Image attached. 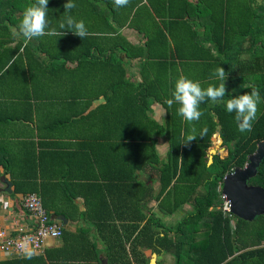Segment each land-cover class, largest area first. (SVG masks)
<instances>
[{
  "label": "crops",
  "instance_id": "crops-1",
  "mask_svg": "<svg viewBox=\"0 0 264 264\" xmlns=\"http://www.w3.org/2000/svg\"><path fill=\"white\" fill-rule=\"evenodd\" d=\"M66 2L49 0L50 27L63 19L59 8ZM74 2L71 14L85 22L88 40L70 31L27 40L18 25L30 0H0V230L14 235L34 227L19 204L32 193L43 198V208L63 232L41 252H0V261L46 251L51 264L121 263L111 247L120 240L130 261L137 232L151 236L156 225L175 228L190 211L184 203L161 213L155 201L160 188L155 168L168 160L167 135L186 137L190 129L177 115L178 105L165 103L176 78L183 74L205 88L218 85L213 73L220 66L229 74L225 101L256 84L249 67L253 71L259 62L249 58L260 43L251 47L249 39L264 31V0H129L121 8L113 0ZM90 36L97 46H90ZM120 42L128 46H112ZM107 99L113 102L104 112ZM200 110L195 127L206 133L192 143L201 145L209 136L208 166L212 158L231 154L250 132L223 129V103L206 99ZM101 117L113 121L111 130ZM229 133L233 137L224 142ZM138 136L146 139L138 143ZM144 242L135 250L148 264L152 255L155 264L173 263L172 255L157 256L147 247V234Z\"/></svg>",
  "mask_w": 264,
  "mask_h": 264
},
{
  "label": "trees",
  "instance_id": "trees-1",
  "mask_svg": "<svg viewBox=\"0 0 264 264\" xmlns=\"http://www.w3.org/2000/svg\"><path fill=\"white\" fill-rule=\"evenodd\" d=\"M30 2L34 3V0H30ZM59 9L64 10L63 4ZM260 9L263 10V14L264 6ZM253 14L257 15L256 12ZM119 25L121 26L122 23ZM108 27V30L112 31L111 26L108 25ZM95 30V24L91 23V31ZM252 35L249 39L251 47L256 45L258 41L260 44L256 50L252 48L255 52H252L249 61L259 62V65H256L253 71L252 64L249 68L251 79H255V86L259 90L261 103L259 115L253 122L250 136L244 140L239 138L234 144L231 154L225 160L218 161L215 157L207 166L205 151L209 147V142H206L209 136L202 140L201 145H194L190 142L185 146L183 143L186 137L171 131V134L167 135L169 142L167 162L157 166L154 152L155 164L157 163L155 170L160 184L155 201L157 202V209L161 213H171L184 203L189 204L190 211L175 228L170 229L156 225L151 236L149 231L137 232L128 250L131 257L130 261L121 243L123 241L115 242V245L111 246L113 247V255L122 262L111 261L110 264H148L147 258L135 250L137 246L145 244L146 234L147 247L153 250L157 256L160 254L172 255V264H264V246L261 245L264 241V216L254 220L257 222L253 225L247 221L235 219L233 227H231L230 219L218 208L221 203L219 187L224 174L234 166L241 167L243 165L246 156L254 150L253 141L264 140V31L252 32ZM85 40L88 39L85 38ZM89 40L90 46L98 45L96 37L90 36ZM112 46L125 48L128 44L120 42L112 44ZM126 93L123 92L121 96ZM112 102L111 99H107L105 105H102V108H106L103 109L104 112L111 108L109 106H112L110 105ZM108 113L112 118V109ZM100 120L108 129H112V120L106 117H101ZM219 121L223 129L226 130L236 126L233 113L227 112L225 118L222 120L220 118ZM153 127L154 131L157 130L156 125ZM231 137H233L232 133L225 134L223 141H229ZM145 139V136H138L136 141L139 143ZM263 178L264 158L254 178L257 187L264 188ZM163 192H165L163 198H159ZM41 201L46 209L42 197ZM166 203L169 204L168 208H166ZM154 221L155 223L159 222L157 217ZM158 227L160 230H157ZM62 234L63 232L61 236ZM124 240L128 241V238ZM49 258V253L45 251L31 259L27 257L16 258L0 261V264H51ZM156 264L164 263L156 262Z\"/></svg>",
  "mask_w": 264,
  "mask_h": 264
},
{
  "label": "clouds",
  "instance_id": "clouds-1",
  "mask_svg": "<svg viewBox=\"0 0 264 264\" xmlns=\"http://www.w3.org/2000/svg\"><path fill=\"white\" fill-rule=\"evenodd\" d=\"M48 2L49 0H34V3L25 7L18 25V31L25 39H38L45 36L58 38L67 35L69 31L81 38V40L88 35L85 22L82 19L77 20L71 14L72 10L77 7L74 0H67L64 3V17L59 21L57 27L49 26ZM113 3L115 7L121 8L126 7L129 0H113ZM213 75L220 83L218 85H209L206 88L201 86L199 80H193L183 74L179 75L174 82L171 98L165 100L169 108L174 104L178 105L177 115L182 117L190 126L183 143L185 146L195 141L198 137L202 138L206 133V129H201L198 133L194 123L199 121L203 115L200 105L206 99L213 104L223 103L226 112L234 114L237 130L241 133L251 132L253 122L257 119L258 105L261 103L258 88L252 85L249 88L250 92L232 96L225 101V97L228 95L225 82L229 74L224 68L218 66L214 70ZM27 258L31 259L32 253H29Z\"/></svg>",
  "mask_w": 264,
  "mask_h": 264
},
{
  "label": "built area",
  "instance_id": "built-area-1",
  "mask_svg": "<svg viewBox=\"0 0 264 264\" xmlns=\"http://www.w3.org/2000/svg\"><path fill=\"white\" fill-rule=\"evenodd\" d=\"M220 200L221 203L218 208L230 219V224H232L233 215L229 211V202L221 193ZM19 204L34 219V227L31 230L18 231L14 235L6 234L5 231L0 230V252L2 254L20 255L26 251L41 252L47 240L60 238L61 226L50 219L37 195L25 194L19 199ZM262 246H264V242Z\"/></svg>",
  "mask_w": 264,
  "mask_h": 264
},
{
  "label": "water",
  "instance_id": "water-1",
  "mask_svg": "<svg viewBox=\"0 0 264 264\" xmlns=\"http://www.w3.org/2000/svg\"><path fill=\"white\" fill-rule=\"evenodd\" d=\"M264 158V140L256 144L255 150L246 158L242 168H235L223 176L220 193L229 202L230 213L243 221H252L264 215V190L256 186H247L246 181L253 176L260 161ZM152 255L149 264L154 263Z\"/></svg>",
  "mask_w": 264,
  "mask_h": 264
},
{
  "label": "flooded vegetation",
  "instance_id": "flooded-vegetation-1",
  "mask_svg": "<svg viewBox=\"0 0 264 264\" xmlns=\"http://www.w3.org/2000/svg\"><path fill=\"white\" fill-rule=\"evenodd\" d=\"M244 139H247V138H244ZM244 139H243V140H244ZM253 142H254V144H256L258 141H253ZM247 156H248V155H247ZM247 156H246V158H247ZM226 158H227V157H226ZM226 158H223L222 161L225 160ZM246 158H245V162H246ZM261 161H262V160H261ZM261 161H260V163H261ZM245 162L243 163V165H242L241 167L234 166V167L231 168V170H233V169H235V168H242V167L244 166ZM260 163H259V165H260ZM259 165H258V167L256 168V171L254 172L253 176L250 177V178L246 181V185H247V186H256V187H257V185L255 184L254 178H255V175H256V173H257V171H258ZM231 170H230L229 172H231ZM229 172H226L224 175H226V174L229 173ZM263 181H264V178H263ZM260 188H262V189L264 190L263 187H260ZM260 216H264V215H259V216L255 217L254 220H256V219H257L258 217H260ZM254 220H252V221H254Z\"/></svg>",
  "mask_w": 264,
  "mask_h": 264
},
{
  "label": "rangeland",
  "instance_id": "rangeland-1",
  "mask_svg": "<svg viewBox=\"0 0 264 264\" xmlns=\"http://www.w3.org/2000/svg\"><path fill=\"white\" fill-rule=\"evenodd\" d=\"M30 4H31V2H30ZM250 225H253L255 222H257V221H247Z\"/></svg>",
  "mask_w": 264,
  "mask_h": 264
}]
</instances>
